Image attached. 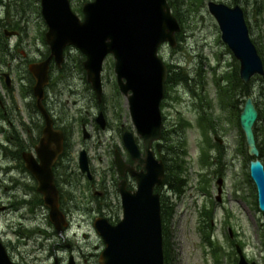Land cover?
I'll return each instance as SVG.
<instances>
[{"label": "rangeland", "instance_id": "1", "mask_svg": "<svg viewBox=\"0 0 264 264\" xmlns=\"http://www.w3.org/2000/svg\"><path fill=\"white\" fill-rule=\"evenodd\" d=\"M6 1L10 2V0ZM210 1L234 4V0H203L201 4L197 5V10L194 8L186 10L185 7L181 10L184 24L178 36L177 47L172 48L168 44H164L159 49L160 57L168 66L172 67L173 71L177 74L183 73L190 79L189 86L187 84L175 85L171 89L170 97L165 99L162 108L164 127L167 131V138L166 140L163 139L162 143L166 146L175 145L177 141H181V155L184 150L187 151L184 159L188 167L185 174L188 185L183 196L179 197L167 191L162 195L168 201L169 207L174 209L169 224V264H214L211 247L208 246L207 248L203 244L202 230L205 227L203 226L205 219L201 217L200 209L204 203H207V206H212V209L215 210L212 220L214 226L211 229V241L221 250V264H235L232 239L229 235L230 228L234 233L233 240L240 243L247 259L258 264H264V212L258 209L256 191L253 182L248 177L250 158L239 154L238 146L241 141V133L234 123L229 122V125H223L218 134L219 139L223 140L222 145L227 150L223 166L225 175L223 176L222 201H217L218 177L211 185L212 198L206 194L202 195L198 189L200 175H207L210 168L201 166L203 150L208 151L209 148L208 141L203 139V131L197 125V121L200 119L198 118L199 100L194 92L196 94L201 92V82L204 79V96L207 95L205 94L206 91L214 99V104L219 105V97L215 91L212 78H220L226 71L233 70L236 64H239L221 39V32L216 19L208 9ZM71 3L75 12L77 11L76 13L82 16L79 10L81 5L79 0H72ZM238 4L245 9L252 37L264 53V10H259L254 0H239ZM36 5L35 8L25 5L26 17L23 18L18 29L21 45L14 46L16 60L8 64L11 61L10 57H6L4 61L0 58V76H3L4 72L11 71L10 69L15 71L12 72L11 77L12 87L14 86L12 94L16 102L17 113L13 112L15 120H12L25 140L27 139V132L21 131L20 123L25 122L29 125L27 129L23 128V130L30 131L35 128V124L28 123L27 113L30 114L31 112L33 116L36 114V123H42L39 112L36 113L31 105L28 107V112L26 109L27 102H34V97L31 96L26 100L20 95L22 86L28 87L31 84L29 75L25 73V70L29 61L43 59L49 53L44 38L47 26L40 10H38L40 4L36 3ZM179 7L183 8L184 5ZM16 10V12H20L19 8ZM0 15H4L2 7H0ZM17 18H19L18 15ZM15 41L16 38L14 37L10 40L13 45ZM83 59V55L77 49L71 47L67 50L65 67L63 66L61 71L53 68L51 83L46 90L48 94L46 104L58 125H64L66 131L72 134V150L64 161L63 174L66 177L68 172L69 179L74 183H72L74 186L72 188L76 190V201L73 202V205L78 207L74 213L75 225L79 226H75L76 229L73 230L75 234L70 238L76 251L74 255L77 256L80 264H83V261L84 264H99L96 263L98 257L95 255L101 251L104 243L92 225L96 217L91 212L93 204L88 205L92 198L98 199L99 196H95V189L90 185L86 175L80 172L77 164L79 152L82 149L88 150L91 167L96 176L95 181L101 185L103 182L109 183L113 178L112 174L116 177V174L110 171L114 161V151L118 149L127 155V150L122 141L123 132L125 130L133 132L142 150L143 143L132 123L128 102L117 86L113 57H107L104 63V100L102 104H98L95 93L87 82L85 72L78 68ZM213 69L216 71V76L213 74ZM3 82L2 77H0V93L5 90ZM250 92L262 111V115L257 121V127L262 131L264 130V77L252 79ZM1 94L8 97L6 93ZM243 106L244 103L242 102L240 108L243 109ZM100 111H103L108 122L105 130H102L95 120ZM180 120L188 121L192 126H186L184 131H180ZM83 124L91 134L90 139L83 138ZM6 126L8 133L10 132L14 139L16 133L13 129L11 130L12 127L8 123ZM213 135L215 136V134L210 133L208 138ZM3 139L4 136L0 131V141ZM260 142L262 143V139ZM183 145L186 147L183 148ZM162 153L169 155L167 148H164ZM12 160L14 157L10 152L4 150L0 152V178L4 179L5 185L8 186H11L12 176L17 181L21 178V173L18 176L15 170H10L6 175V169L13 165L11 164ZM29 180L30 176L25 181L29 185H34ZM3 184L4 182H2ZM237 185H241V189L238 191ZM24 192L25 189L22 185L12 192L5 191L3 185L0 191V203H2L0 207L15 200L17 202L23 197ZM113 200L114 203L117 202L116 199ZM81 206L88 207L89 210H79ZM226 209L229 211L228 213ZM117 215L119 216L115 218L116 220L121 218L120 213ZM0 216V230L4 232V239L17 249L18 254L26 259L28 264H53V257L50 256V253L53 251V240L58 238L57 235H54L53 226L44 224V229L51 235L47 240L44 236H38V238L36 235L34 236L35 231L32 230L36 227L34 215L28 214L26 209L19 207L18 210L7 214L0 209ZM21 222L24 223L23 228L19 226ZM25 230L33 231V233L26 234ZM70 251V248L65 247L58 254L67 260Z\"/></svg>", "mask_w": 264, "mask_h": 264}, {"label": "water", "instance_id": "2", "mask_svg": "<svg viewBox=\"0 0 264 264\" xmlns=\"http://www.w3.org/2000/svg\"><path fill=\"white\" fill-rule=\"evenodd\" d=\"M208 7L218 22L222 40L240 62V77L244 83L257 74L264 75V63L251 39L243 9L239 5L230 7L212 1ZM41 12L48 26L46 41L51 55L44 61L30 64L29 71L36 79L34 94L46 125L36 146L37 157L27 152L23 158L26 167L38 181V191L43 194L45 205L50 209L51 221L62 234L67 222L59 208L53 165L63 152L64 136L62 131L54 129L53 120L43 105L45 87L49 84L50 61L54 58L61 67L64 49L67 46L77 47L86 56L83 65L87 81L101 102L103 64L106 57L113 54L118 85L129 102L131 117L137 133L143 138L146 155L141 153L133 133L125 131L124 145L135 160V165L143 169L137 171L116 151L115 163L120 175L124 176L130 170L137 177V190H128L127 182L123 179L119 184L123 218L116 225L106 218L95 221V228L106 244L100 262L164 264L161 201L154 188L163 183L165 164L156 158L152 145L162 137L161 103L168 76V69L158 56V49L164 42L176 46V33L180 31L168 0H94L84 4L83 19L74 13L70 0H41ZM7 83L10 85L8 75ZM257 119L254 100L248 97L240 116V125L248 153L255 158L250 163V175L257 188L259 208L264 212V165L258 159L260 151L254 132ZM97 122L102 128L106 127L103 113L99 114ZM88 137L86 133L85 138ZM161 147L162 144L158 143V150ZM79 165L82 172L92 178L85 150L80 154ZM219 184L221 194V181ZM237 251L239 264H257L247 261L239 245ZM0 264H15L1 241ZM69 264H74L72 258Z\"/></svg>", "mask_w": 264, "mask_h": 264}, {"label": "trees", "instance_id": "3", "mask_svg": "<svg viewBox=\"0 0 264 264\" xmlns=\"http://www.w3.org/2000/svg\"><path fill=\"white\" fill-rule=\"evenodd\" d=\"M40 0H16L17 4L22 7L25 5L33 6L34 8L37 6ZM89 1V0H79V3L82 5V3ZM169 0V3L172 7L173 14L177 17L179 22L183 24V20L181 17V14L179 12V6L181 4L185 3V0ZM200 0H187L188 4L190 3L191 6L199 2ZM255 5L258 7L259 10H264V0H254ZM38 10H40V7L38 5ZM17 28L20 26V23H18ZM255 41V40H254ZM6 39L3 35V33L0 31V58L1 60H5L6 57L11 56V50L8 46V43H6ZM256 43V41H255ZM257 44V43H256ZM258 51L260 55L263 57L264 60V53L262 52L261 48L259 46ZM79 70L84 72L82 61H80ZM169 77L167 81V95L170 97V91L175 85L179 84H187L189 86V78L187 75L180 73L177 74L175 71L172 70V67L169 66ZM204 81V79H203ZM201 82L202 90L200 93L195 95L199 99V106L201 107L202 114L200 117V127L203 129L205 134H207L210 131H213L215 133L218 132V128H222L223 125H228L230 123H234L240 130L241 136H240V143H239V151L244 155H247V146L245 142V138L243 136V133L240 129V114H241V108L240 105L243 102V98L250 94V87L249 85H245L239 75V65L235 66L234 70L226 72L224 75H222L219 79L215 81L217 87H218V97H219V105L217 106L214 104V100L210 98L209 94L204 96V82ZM31 93V92H30ZM260 116L262 115V111L259 109ZM180 125V131H184L185 125L190 126V123H188L185 120L179 121ZM165 139L167 135V131L164 132ZM255 134L258 142V147L260 149V158L264 163V130L260 131L258 127H255ZM260 139H262V143L260 142ZM207 143H208V151L203 150V157L201 159V162L203 165H212L215 164V161L211 162V156L210 154L212 152H215L217 150L218 154L216 156L217 161L219 163H223L224 158V149L223 147L216 142V148L215 145L212 143L213 139L207 137ZM181 141H177L174 144H169L167 149L169 150V155L165 156V161L167 165V176L165 180V185L169 190L171 191H182L184 189V186L187 184L188 179L185 177V171H186V161L184 159L185 154H187V151H183L182 155V147H181ZM186 146L183 145V148ZM215 148V149H214ZM20 157V155H19ZM208 186H210V182L208 181ZM207 187H202L204 191L208 190ZM173 208L169 207V203L167 200H163L162 202V219H163V229H164V249H165V256L166 261L169 262L170 260V231H169V224L171 221V217L173 215ZM203 214L205 216V227L203 229V233L208 239V241L212 244L214 247V254L216 257V261H220V256L218 255L217 249L215 248L214 243L210 240V234L212 229V223L211 219L213 218V214L211 211H203ZM210 220V221H209ZM210 229V231H209Z\"/></svg>", "mask_w": 264, "mask_h": 264}, {"label": "flooded vegetation", "instance_id": "4", "mask_svg": "<svg viewBox=\"0 0 264 264\" xmlns=\"http://www.w3.org/2000/svg\"><path fill=\"white\" fill-rule=\"evenodd\" d=\"M12 17L14 18V20H16L17 14L13 13ZM47 98H48V96H47ZM11 108L12 107L9 104L5 103L3 101V99L0 97V119H1L0 131L4 136V139L0 141V152L3 150L4 151L11 150L13 152H16L18 150V144L16 142L17 137H16V139L15 138L13 139L10 132L8 133V128L6 126V123H8L9 126L12 128L15 125V122L12 120V119L15 120V117H14V113L11 111ZM35 117H36V115L31 116V115L27 114V118H29L28 122L38 126L39 124L36 123L37 120H35ZM55 123L58 126L56 119H55ZM82 126L84 127L85 125L83 124ZM12 128H11V130H12ZM22 131H25V130L22 129ZM28 135L29 136H27L26 140L22 136L21 141L23 143H25L27 141L29 148H31L33 145L34 139H33V137L30 138V133H28ZM71 144H72L71 139L68 138V133L65 132V148H64L65 151L69 150L72 147ZM63 160H64L63 157L60 158L54 167L57 178L60 176L59 175L60 173L62 176L64 175L63 174V165H64ZM14 161L15 160H12V163ZM20 163H21V161L17 160V161H15L13 166H9V168L6 169V175L8 174L9 169H11V170H17L18 176H20V173H21V180H25L28 176H30L29 174H27L22 169L23 166L20 165ZM130 164H133V163H130ZM0 167H1V165H0ZM138 169H140V168H138ZM111 171H112V168H111ZM6 175H5V177H6ZM11 178L14 179L13 176ZM126 179L128 181L129 187L131 185L133 187L136 186V184H135L136 178L131 176L129 174V172L126 175ZM29 181L34 182V179L32 177H30ZM2 182H5V180L0 178V185H2ZM24 182H26V181H24ZM107 183L103 182V183H101V185L96 184V183L91 184V186L96 189V195H99V198L97 200H95V202H91V203L95 204V206L92 207L91 212H93V214L96 215V217L94 218V220L92 222L93 226H94L95 219L99 216H104V217H107L111 221H116L115 218H116L117 214L121 213V204H120L119 195H118V184H119V182L117 183L115 178L113 177L112 180L108 184ZM13 187H14V185H13ZM7 189L9 191H11V188H9V187H7ZM97 189H99V190H97ZM1 190H2V187L0 188V191ZM64 193H65V191L63 192V195H61V207L63 208L65 214L69 218L70 225L68 226V228L65 232V238L62 239L61 241L59 239L55 240V244H54V249L56 250L54 252V259L55 260L58 258V252H60L63 249L64 243H65V246L67 248L71 249L69 256L73 255L74 252H76L75 248L72 246V242L68 241V239L71 240L70 238L73 237V235L75 234V232L71 231V230L73 228L76 229L75 226H79V225H75V220L73 218V215H74L73 210L76 208V206L71 205L72 202L70 201V197L68 195L65 196ZM29 194H31V193H29ZM26 195H28V194L26 193ZM69 195H72V194L70 193ZM113 199H116L117 202L114 203ZM92 200L94 201V199H92ZM12 207L13 206L11 205V203H9V206L2 207L1 209L6 210V208H12ZM88 210L89 209H86V211H88ZM40 216H41V218H40L41 226H43L44 223L48 224V222L45 221V219H48L47 213L45 214L44 212H42ZM35 218L38 219V217H36V216H35ZM0 236H3V234L0 233ZM67 237H68V239H67ZM4 242H5V245L7 247V250L9 251V253L12 256V259L15 262H17L18 264H28L27 260L18 254L17 249L14 246H12L10 244V242H8V241H4ZM92 256L94 257L93 254H92ZM95 257H99V252H97V255H95ZM86 259H84V260H86ZM59 261L61 262V264L63 263L62 260L59 259ZM96 263H98V261H96Z\"/></svg>", "mask_w": 264, "mask_h": 264}]
</instances>
